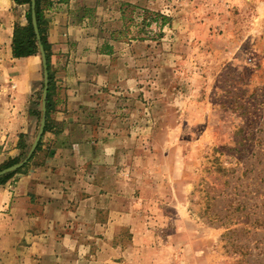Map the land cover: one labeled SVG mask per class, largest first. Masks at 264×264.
Masks as SVG:
<instances>
[{
    "label": "rangeland",
    "instance_id": "1",
    "mask_svg": "<svg viewBox=\"0 0 264 264\" xmlns=\"http://www.w3.org/2000/svg\"><path fill=\"white\" fill-rule=\"evenodd\" d=\"M119 8L112 26L118 78L100 102L114 124L110 134L131 138L109 179L121 178L128 162L133 173L125 174L129 184L113 187L112 239L106 226L84 223L92 238L82 241L79 258L97 250L103 259L109 246L110 264H264V0ZM33 140L0 170L22 161ZM35 153L0 177L25 173Z\"/></svg>",
    "mask_w": 264,
    "mask_h": 264
},
{
    "label": "crops",
    "instance_id": "2",
    "mask_svg": "<svg viewBox=\"0 0 264 264\" xmlns=\"http://www.w3.org/2000/svg\"><path fill=\"white\" fill-rule=\"evenodd\" d=\"M142 1L40 0L52 77L47 121L27 171L0 183V264H104L105 257L113 263L109 246L103 259L97 250L91 260L79 258L82 241L92 238L82 227L106 226L112 239L113 187L129 184L125 174L133 173L128 162L121 178L109 179L131 138L110 134L114 124L100 99H107L106 83L118 78L112 26L119 6ZM30 7L15 0L0 7V163L33 140L41 117V100L35 102L43 92L41 54L15 57L12 49L15 27L27 26Z\"/></svg>",
    "mask_w": 264,
    "mask_h": 264
},
{
    "label": "trees",
    "instance_id": "3",
    "mask_svg": "<svg viewBox=\"0 0 264 264\" xmlns=\"http://www.w3.org/2000/svg\"><path fill=\"white\" fill-rule=\"evenodd\" d=\"M17 3H29L31 5V0H15ZM36 16H37V24L41 36V42L44 46L48 61H49V52H48V43L47 39L44 34V24L45 21L42 16L41 7H40V0H36ZM13 55L15 57H27L30 55H34L39 52V43L38 39L33 27L32 23V14H31V7L28 11V24L27 26H16L14 31V37H13ZM52 85V77L49 75V89H48V96L50 93ZM44 87V86H43ZM42 87V89H43ZM41 100V92L38 94L37 97V105L40 104ZM41 144V141L39 142V145ZM38 145V146H39ZM18 160H14L13 162H8L6 166H11L12 164L16 163ZM18 172V171H17ZM9 176L0 177V183L5 182L8 179Z\"/></svg>",
    "mask_w": 264,
    "mask_h": 264
},
{
    "label": "water",
    "instance_id": "4",
    "mask_svg": "<svg viewBox=\"0 0 264 264\" xmlns=\"http://www.w3.org/2000/svg\"><path fill=\"white\" fill-rule=\"evenodd\" d=\"M31 14H32L33 27H34V30H35V33H36V36L38 39V43H39V53L41 54L42 62H43V75H44L43 86L44 87H43L42 99H41V104H42V106H41V119H40V124L38 127L36 137L33 140L31 148H30L29 152L27 153L26 157L22 161L0 170V176L14 172V171L22 168L26 163L29 162V160L31 159V157L35 153V150H36V148H37V146H38V144H39V142L43 136V133H44V130L46 127L47 98H48V88H49V71H48V60L46 57V52H45L44 46L42 45V42H41V36H40L38 24H37L36 0H31Z\"/></svg>",
    "mask_w": 264,
    "mask_h": 264
}]
</instances>
